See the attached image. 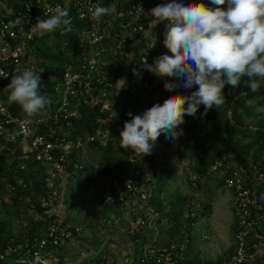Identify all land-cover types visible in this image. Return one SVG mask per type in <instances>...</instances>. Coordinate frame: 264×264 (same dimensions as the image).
<instances>
[{
  "label": "built area",
  "instance_id": "built-area-1",
  "mask_svg": "<svg viewBox=\"0 0 264 264\" xmlns=\"http://www.w3.org/2000/svg\"><path fill=\"white\" fill-rule=\"evenodd\" d=\"M202 2L211 6L210 0ZM158 4H165V0H38L36 3L0 0V80L7 86L12 75L18 74L17 69H32L39 74V90H45L46 84L56 79L55 70L49 71L39 65L38 50L44 36H37L32 31L38 18L47 19L60 7L68 9L72 23L67 26L68 31L56 32L74 33L76 24L88 25L87 30L77 34L75 61L66 62L63 66L58 85L60 101L55 111L48 110L47 114L29 120L25 114L12 112L0 100V157L7 155L13 160L16 157L23 160L25 163L19 166L22 172L31 161L39 163L44 170L47 194L33 204L28 213L43 224V228L21 239H10L5 247H0V262L84 264V259L89 256L83 253L80 260L74 263L59 258L61 247L70 238L80 236L82 229L66 221L65 216L57 212L56 204L62 201L61 189L66 186L67 180L82 169L75 163L70 170L73 154L79 156L86 147L104 148L111 142L119 146V135L123 131L121 93L130 91L138 98L137 112L129 104L131 117L143 114L154 104L176 95V88L166 90L164 87L172 78L159 77L143 65L144 58L148 65H152L157 57L170 54L163 44L167 22L156 26L152 34L156 37L154 47H150L151 38L143 40L153 19L150 10ZM97 5H113L116 12L95 20L90 9ZM17 19L21 23L13 27L12 22ZM137 40L140 43L134 45ZM133 69L140 74L134 75ZM79 107L111 114L114 111L116 117L103 121V125L92 133L73 138L70 133L73 119L79 118ZM13 133H19L14 140L9 138ZM137 164L139 169L131 177L124 181L111 179L106 182L103 194L106 205L116 208L139 205V222L129 230L136 243L138 231L153 217L156 219L159 216L149 206L153 194L145 188L151 177L150 163L140 159ZM217 170L220 178L225 180L226 188L233 193L236 220L234 251L227 260L217 264H264V241L248 242L264 222V161L250 157L243 163L225 168L219 163L208 173ZM17 171L15 167L11 192L16 191V185L26 187L23 178L16 181ZM142 176L145 177L144 183L139 181ZM3 200L0 197V203ZM191 217H195L194 212ZM186 252V243L147 246L139 251L138 258L140 264H184ZM134 254L132 246L130 260Z\"/></svg>",
  "mask_w": 264,
  "mask_h": 264
},
{
  "label": "clouds",
  "instance_id": "clouds-1",
  "mask_svg": "<svg viewBox=\"0 0 264 264\" xmlns=\"http://www.w3.org/2000/svg\"><path fill=\"white\" fill-rule=\"evenodd\" d=\"M210 5L202 0H172L150 10L153 19L149 30L167 22L163 44L170 54L157 57L152 65L144 58L143 65L159 77L172 78L164 84L166 90L181 84L186 89L198 88L190 96H171L132 116L119 135L121 149L145 156L151 154L162 135L175 142L183 135L180 126L185 123V115L195 116L200 105H204L202 115L214 107L218 110L225 102V86L239 87L242 78H246L251 93L259 91L264 81V0H210ZM90 11L93 19L100 20L115 13L116 8L97 5ZM20 23L17 19L12 26ZM71 23L68 9L57 7L49 18H38L32 31L43 37L56 30L68 31ZM147 33L150 35V31ZM150 37V47H154L156 37ZM139 43L134 41V45ZM17 73L7 86L9 101L17 103L31 120L42 115L51 100L40 94L41 77L34 70L17 69ZM133 73L140 74L137 69ZM246 103L252 106L255 101ZM115 117L112 111L107 121ZM16 135L19 133L9 138L14 140Z\"/></svg>",
  "mask_w": 264,
  "mask_h": 264
},
{
  "label": "trees",
  "instance_id": "trees-1",
  "mask_svg": "<svg viewBox=\"0 0 264 264\" xmlns=\"http://www.w3.org/2000/svg\"><path fill=\"white\" fill-rule=\"evenodd\" d=\"M20 1L36 3L38 0H16V2ZM56 1L65 2V0ZM109 1L111 0H107V2ZM87 29L88 25L86 23L76 24L73 28L74 33L62 34L57 32L55 36L58 39L57 42L64 41L65 36L71 42H75L77 41V34ZM44 38L45 36L41 39V44L44 47H39L38 54L40 57L51 62L52 66L49 65L46 69L49 71L55 70L56 79L47 83L45 90H39L40 94L46 95L51 100V104L46 107L42 115L47 114L49 107H51V111H55L58 108L60 101L58 85L61 81L63 66L66 62H74L76 59L75 55L64 56L61 48H58V53L52 54L50 51L52 45L49 46ZM54 64L57 66H54ZM122 90L124 91L125 89ZM245 92H248V94L242 95ZM223 93L225 102L218 110L214 107L206 115H202L204 113V105H200L196 115H185V123L180 126L183 132H190L198 124H201V127L188 144L186 154L191 171V174L188 175V182L190 185L198 183L197 187L199 188L200 179L212 177L215 174L219 176L218 170L211 174L208 173L219 163H222V167L225 168L243 163L250 157L256 161H264V81L260 82V89L256 93H251L250 89L246 87V78H242L239 87L226 85ZM9 95L10 89L7 87V84H3L0 87V100L12 112L25 114L17 103L9 101ZM121 98L123 101L122 124L124 126L125 122L132 119L128 115L130 113L129 104H132L135 112H137L136 101L138 98H135L130 91L121 93ZM248 100H254V105L248 106L246 103ZM229 111H231L232 120L238 127L232 125ZM110 115V112H101L99 110H89L84 107H79V118L73 119L70 134H72L73 138H78L92 133L100 128L103 125V121L107 120ZM166 140L165 136L162 135L157 142H164ZM91 148L101 150V152L105 153V160L98 165L95 171H93L94 169L91 171L87 167H83L81 170L73 173V175L81 177L85 175L88 179L89 187L93 185L98 187V191L102 197L104 194V184L107 179L112 178L124 181L126 178L131 177L139 169L137 163L140 159H144L152 164V157L149 155L143 156L132 149L122 150L120 146L113 142L104 148L95 146H91ZM120 153L121 155L119 156ZM72 159L73 162L70 164V170H73L74 164L79 160V156L73 154ZM23 163L25 162L18 157L14 160L7 155L0 157V197L8 199L7 202L2 201L0 203V247H5L12 238L19 239L20 235L15 232L12 226L13 217H20V213H23V216L28 215L30 207L33 204H37L41 198L47 195L44 187L45 175L41 165L31 161L28 163L27 169L22 172L19 171V166ZM15 167L18 170L16 172V181L18 178H23L26 187L16 185V191L11 192L10 186L15 181ZM152 173H155L156 176V191H158V196L152 195L149 206L154 207V210L159 213V216L156 217L159 223L165 215L169 217L168 219L171 224L174 223V226L167 229L169 231V240L167 239L166 244L163 246L186 243L187 252L184 264H201L199 259H192L189 255L190 250H192V241L190 238L191 226L196 223L197 218L194 201L189 195L181 193L174 195L167 203L160 201L159 192L167 186L173 175L170 167L159 170L158 173L153 171ZM139 181L140 183H144L145 177L142 176L139 178ZM224 187H226L225 180L221 178L219 179L218 188ZM114 208L113 206L104 204L102 210L95 213V220L108 216L115 210ZM3 210L7 212V217L1 219V212ZM167 210L170 211L169 216L166 214ZM192 212H194L195 217H191ZM205 215L210 216L211 209L207 210ZM65 219L69 222L68 218ZM27 220L30 225L27 224L28 230L25 234L40 231L44 226L32 217ZM145 228L146 231L144 230ZM235 231L236 220L234 218L233 232ZM136 238L138 241L141 240V243H146L149 241V238L151 240L150 247H159L162 245L155 239V231H148L146 226L138 231ZM0 264H14V262H0ZM133 264H140L139 258Z\"/></svg>",
  "mask_w": 264,
  "mask_h": 264
},
{
  "label": "rangeland",
  "instance_id": "rangeland-1",
  "mask_svg": "<svg viewBox=\"0 0 264 264\" xmlns=\"http://www.w3.org/2000/svg\"><path fill=\"white\" fill-rule=\"evenodd\" d=\"M57 40L58 39L53 33L45 37V41L49 46L52 45V47H50L52 54L58 53V48L62 49V54L64 56L74 54L77 49V41L71 42L67 36H65L64 41L57 42ZM61 42L62 44H60ZM40 46L42 47L43 44H40ZM38 60L42 68H47V66L51 65V62L43 57L39 56ZM54 66L57 65L54 64ZM3 84L4 82L0 80V87L3 86ZM197 88L198 86H193L192 88L186 89L181 84L180 87L176 88V95L190 96ZM49 110H51V107H49ZM200 127L201 124H198L190 132H183V135L175 142L169 139L164 142H157L156 147L149 156L152 157L151 168L153 172L158 173L159 170L170 167L173 175L167 186L159 192L160 201H165L167 203V201L177 193L187 194L194 201L197 218L196 223L191 226L192 231L190 233V238L192 241V250H190L189 253L190 257L195 260L199 259L201 264H217L227 260L234 251L230 250L234 235V217L232 210L233 193L226 187L218 188L219 179L221 178L217 174L212 177L200 179V188L197 187L198 183L193 185L189 184L188 175L191 174V171L186 159L187 148ZM159 139L160 137L158 140ZM120 155L121 153L119 156ZM104 160L105 153L101 152V150L86 147L79 154L77 164L82 166V168L87 167L91 171L92 169L95 171L98 165ZM121 174H123V172H121ZM151 174L153 175L150 177V181L146 183L145 188L151 191L153 196H158V191H156V176L155 173L151 172ZM111 179L112 178L107 179L106 182ZM66 184L67 185L64 186L65 188L63 187L64 189H61L62 201L57 202V210L64 213L62 216L68 215L67 218L69 223L82 229V234L77 236V238H88V240H91L95 235L100 236L102 231L106 229L109 224L104 217L98 220H95L94 217L95 213L103 208L101 201L102 195L99 193L98 187H95V185L89 187L88 179L85 175L82 177L73 175V177L67 180ZM86 187L88 188L86 189ZM3 201L7 202L8 199L4 198ZM153 209L155 208L153 207ZM209 209H211V215L206 216L205 212ZM6 213L7 212L4 210L1 212V219L7 217ZM166 214H170V211L167 210ZM30 217V214L23 216V213H20V217H13L12 226L15 232L20 235L19 239L28 234L25 233L28 230L27 224L30 225L27 220ZM139 218V216L135 218L133 225L139 222ZM168 218L169 217L165 215L163 219L160 220V223L155 226L153 223L157 219L153 217L146 225L148 231L154 230V228L157 227L155 230V238L162 244L161 246L166 244L167 239L169 240V231H167V229L174 226V223L171 224ZM153 225L154 228L152 229ZM150 244L151 240L146 243L134 242L133 248L135 254L132 261L135 262L138 259L139 251ZM101 247V245H97L96 249L101 250ZM88 251L90 250L85 248L82 253H88ZM130 251H132V247ZM75 260L77 259H73L72 261ZM86 261H90V258H87Z\"/></svg>",
  "mask_w": 264,
  "mask_h": 264
},
{
  "label": "crops",
  "instance_id": "crops-1",
  "mask_svg": "<svg viewBox=\"0 0 264 264\" xmlns=\"http://www.w3.org/2000/svg\"><path fill=\"white\" fill-rule=\"evenodd\" d=\"M171 0H165V4L169 3ZM156 29V26L148 31H150V35L146 32L143 40L149 41L152 36L154 30ZM57 33L56 31L53 32V34ZM48 35V34H46ZM45 35V37H46ZM45 39V38H44ZM75 55V52L74 54ZM150 166L152 164L150 163ZM67 185V184H66ZM102 206H104L103 203V197H102ZM108 216L104 217L107 220V223L109 224L106 229H104L101 233V235H95L93 239L88 238H77L72 237L70 238L64 245L61 247V249L58 252V256L63 261L68 262H76L77 260H80V255L83 254L84 249L87 248L90 251H88L89 256L87 258H90V261H86L84 259V264H133L132 260H130V248L133 246L134 241L132 240L129 230L130 227L133 226V221L136 217H140V210L139 205L137 204H131L127 207H119L114 208ZM233 210V208H232ZM57 212L60 215H63V212ZM68 215H65V218H67ZM234 217V215H233ZM109 220V221H108ZM105 222V221H104ZM155 226L159 224L157 220L153 223ZM154 225L152 229L154 228ZM75 226V225H74ZM152 226V225H151ZM77 227V226H76ZM157 229V227L154 228V231ZM145 230V229H144ZM146 231V230H145ZM157 240V238H155ZM148 240H150L148 238ZM264 241V222L260 225L257 232H255L248 240L249 243H256V242H262ZM148 242V241H147ZM85 243L87 245H85ZM106 243V244H105ZM137 243H141V240H139ZM97 245H101L102 249L98 250L96 249ZM234 235L232 239V247L230 250H234ZM73 259H77L75 261H72ZM14 264H28V263H14Z\"/></svg>",
  "mask_w": 264,
  "mask_h": 264
},
{
  "label": "water",
  "instance_id": "water-1",
  "mask_svg": "<svg viewBox=\"0 0 264 264\" xmlns=\"http://www.w3.org/2000/svg\"><path fill=\"white\" fill-rule=\"evenodd\" d=\"M248 94V92H245V93H243L242 95H247ZM240 97V96H239ZM239 97H237V98H239ZM229 117H230V119H231V123H232V125L233 126H235V127H238L236 124H235V122L232 120V114H231V111H229Z\"/></svg>",
  "mask_w": 264,
  "mask_h": 264
}]
</instances>
